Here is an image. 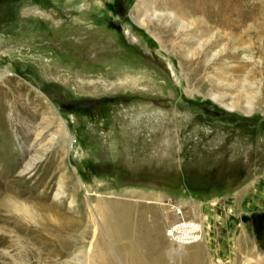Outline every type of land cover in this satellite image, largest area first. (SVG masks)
I'll return each mask as SVG.
<instances>
[{"label":"rangeland","instance_id":"rangeland-1","mask_svg":"<svg viewBox=\"0 0 264 264\" xmlns=\"http://www.w3.org/2000/svg\"><path fill=\"white\" fill-rule=\"evenodd\" d=\"M165 1L0 0V264L78 261L45 256L16 210L43 194L82 226L51 233L84 246L83 264L98 242L117 264L130 251L137 264H230L224 249L240 245L264 257V0L229 27L212 6ZM51 163L62 171L42 183ZM100 206L124 219L118 243ZM197 219L184 252L200 256L172 261L169 227Z\"/></svg>","mask_w":264,"mask_h":264},{"label":"bare ground","instance_id":"bare-ground-1","mask_svg":"<svg viewBox=\"0 0 264 264\" xmlns=\"http://www.w3.org/2000/svg\"><path fill=\"white\" fill-rule=\"evenodd\" d=\"M245 2H246V0H210V4H208L207 2H206V4H204L203 2H201V0H196L194 4H188V3L175 4L173 2V0L165 1L166 5H168V6L177 7V8H181V9L192 8L193 12L201 10V9L203 11H205L206 9L204 7L208 8V7L212 6L214 10L211 11L212 12L211 14L213 16L211 18L213 20H210L208 17L207 18L211 22L220 23V24L225 25L226 27H229L232 25L231 17L234 14H237L239 16V18H241V20H242L241 23L244 22L243 7L245 6ZM217 5H218V7H217ZM191 6H193V7H191ZM147 13L148 12H146V14ZM196 13H200V12H196ZM151 15L153 17V15H155V13H152ZM155 16H157V14ZM132 37H134V36L132 35ZM1 77L3 78V76H1ZM4 101H5V96L1 95V93H0V125L1 126H3L4 114L6 112V106H5ZM51 109H52L51 112L54 116L59 114L57 109H55L54 107H51ZM34 118H32L30 121H32ZM63 128H64V131H63ZM61 131L66 136L68 142L73 143V139H72V137L68 131L67 124H65V123L61 124ZM40 161H41V157H36L35 159L31 160L30 163L28 164V166H26V170H31L32 166L36 165ZM54 165H52V163H51L52 167H50V164H49V166L47 168L48 170H46V173H45L46 178L43 179L42 183H47L48 177L50 178V181H52L53 179L56 178L57 174L53 173L54 169H55V172L58 171V173L62 171L61 165H59V167L57 166L56 168ZM61 183H64V179L62 180ZM41 185H43V184H41ZM40 198H42L41 200L44 201V205H42V206L31 205L29 203L28 205H25V206L23 204H20V208L19 209L16 208V210L19 213L23 214V212H24V215H26L30 219L32 218V220L34 221L33 225H35V230L33 231V235L35 237L36 244L39 246V248L41 249L42 252L46 253L45 256H48V258H51V256L56 257V255H57L58 257H61V258H69L68 260H70V258H72V260H74V259L78 260L75 264H83V262H81L80 260L83 258H86L85 257L86 251H84V246L78 247L75 251H77L79 249H80V251L77 253H74L75 251L74 252L72 251L74 243L70 244L68 242V240H64L63 237L61 239H55L56 237L53 236L51 233L52 231H55L57 229L59 230L60 225H61L60 230H62L65 233L68 232V228H75L77 231V230L82 229V226H79L76 223L74 224L73 220L65 217L64 214L62 213V209H63L62 207H58V208L56 207L55 208V206H53L52 204H48L47 203L48 202L47 201L48 196L43 194L42 197H40ZM103 206L98 207L99 208L98 212H101V213L103 212L104 217L106 219V226H107L108 232L110 233L111 237L113 239H115L114 241H116V239H117L116 237L117 236L119 237V235L121 234V233H119V229H122V228L124 229V227H122L123 226L122 222H124L123 221L124 219L122 218L121 215H120V217L117 216L116 212H114L112 214L111 210L108 209V211H107L105 209V207H103ZM174 209L182 210V208L180 206L174 207ZM127 215H128V213H127ZM125 217L126 216L124 214V218ZM183 221H185V223H183L181 225L170 226L169 230L167 232L168 239L172 244L171 245L172 248L170 249V256H171L172 261L175 260V258H177V257L178 258L180 257L181 259H183L182 261L185 260V262H187V260L189 261L191 259L196 260L201 254V250H199V252H198V250L195 252V248H194V250H191L189 252H184V249L186 248V246L190 245L191 243H193L197 239H199L200 236H197V235H198V227H200L201 222L199 223L198 219H197V221H192V222L191 221L187 222L186 220H183ZM14 222H17V221H14ZM57 222L60 225H58ZM14 225L16 227L20 226V224L18 222L14 223ZM75 225H78V226H75ZM189 225L196 226L194 233L189 230ZM128 230L130 231V229H128ZM125 231H126V229H125ZM43 232H45V234ZM126 234H128V233L126 232ZM123 235H124V233L121 236H123ZM141 240H143V238ZM146 240H148V239H146ZM138 241L139 240H137V242ZM0 242H1L0 243L1 245L4 244V241L2 240L1 237H0ZM116 242L118 243V241H116ZM114 245H116V244H114ZM224 250H226V252L228 253L229 260L231 261L230 264H264V257H262L261 255L258 254L259 251L256 248L254 250L250 246H245V245L241 246L240 245V246H230V248L228 247L227 249H224ZM127 252H129V251H123L124 254H126ZM168 252H169V250H168ZM115 253L110 252L106 248H103L102 244H100L98 242L97 247L93 250L92 254L90 256H88V260H89L88 264H117V262H118L117 261V255ZM165 253L166 252H164V254ZM127 254H128V257H126L124 255L125 258H128L129 262L127 264H137L136 261L138 260V257L135 258L132 251H130ZM205 254H207V253H205ZM160 255H162V254L160 253ZM41 257H43V256L41 255ZM120 258H123V257L121 256ZM123 260L124 259H122V261ZM165 260H166V258H165ZM175 261H173L171 263L174 264ZM67 264H71V262L68 261ZM191 264H192V262H191Z\"/></svg>","mask_w":264,"mask_h":264},{"label":"flooded vegetation","instance_id":"flooded-vegetation-1","mask_svg":"<svg viewBox=\"0 0 264 264\" xmlns=\"http://www.w3.org/2000/svg\"><path fill=\"white\" fill-rule=\"evenodd\" d=\"M100 32H104L105 30H99ZM105 33H107L106 31H105ZM115 45V44H114ZM108 48V47H107ZM113 48V47H112ZM114 50H116V48H113ZM112 49V50H113ZM118 51H120V50H118Z\"/></svg>","mask_w":264,"mask_h":264},{"label":"built area","instance_id":"built-area-1","mask_svg":"<svg viewBox=\"0 0 264 264\" xmlns=\"http://www.w3.org/2000/svg\"><path fill=\"white\" fill-rule=\"evenodd\" d=\"M178 213H179V214H182V210H178ZM183 223H185V221H184ZM183 223H182V224H183ZM178 225H181V224H178ZM178 225H177V226H178Z\"/></svg>","mask_w":264,"mask_h":264}]
</instances>
